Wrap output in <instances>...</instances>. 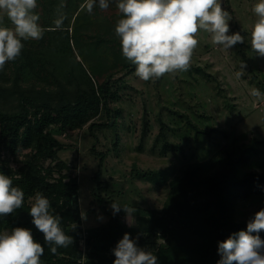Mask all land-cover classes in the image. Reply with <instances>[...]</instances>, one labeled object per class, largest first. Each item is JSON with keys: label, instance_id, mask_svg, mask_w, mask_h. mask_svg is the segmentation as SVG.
Wrapping results in <instances>:
<instances>
[{"label": "trees", "instance_id": "trees-1", "mask_svg": "<svg viewBox=\"0 0 264 264\" xmlns=\"http://www.w3.org/2000/svg\"><path fill=\"white\" fill-rule=\"evenodd\" d=\"M85 3L86 0H37L38 23H42L43 34L51 35L50 40L46 44L44 37L36 43L22 41L21 55L0 70V174L10 177L13 186L24 191L22 207L0 216V231L16 227L30 229L34 240L45 249L41 264H114L112 250L125 233L132 238L140 235L141 240L152 238L154 243L149 251L157 257L158 264H217L221 258L218 242L247 230V223L254 219L255 213L264 209V206L257 208L245 220L236 219L239 201L264 194V174L250 171L240 176L238 171L246 155L237 156L231 148L206 159L187 162L182 174L169 178L168 199L164 205L154 210L139 208L133 226L124 220L123 209L114 215L108 209V201L95 193L100 208L109 218L87 230L82 228L80 183L76 177L64 173L70 164L59 159V151L66 145L55 132L82 128L99 115L101 108H108L113 95V75L103 81L99 79L107 66V60L98 55L100 44L114 42L118 46L116 62H124L128 72L135 71V65L130 63V67L122 56L116 24L108 22L102 26L103 32L91 34L87 31L95 21L79 23ZM61 13L63 26L57 29L54 22ZM3 23L11 27L7 17ZM80 30L86 33L85 37H79L83 36L78 33ZM76 50L86 54L88 69L78 59ZM47 67L59 85L56 93L48 84L41 83ZM29 68H34L37 82L26 83ZM62 76L74 83L73 94L66 91ZM114 124L110 121L100 126ZM95 126V122L89 125L91 129ZM164 148L181 147L167 142ZM23 150L29 152L23 163L14 168L10 156ZM99 155L96 179L103 173L106 160L105 153ZM45 161H49L47 165ZM102 186L103 181L100 184L98 181V188ZM37 192L49 199L50 211L60 217L61 227L74 240L72 245L58 248L56 253L49 250L43 233L35 227L29 214L28 199ZM252 234L264 240V230ZM82 239L85 254L80 247Z\"/></svg>", "mask_w": 264, "mask_h": 264}, {"label": "rangeland", "instance_id": "rangeland-1", "mask_svg": "<svg viewBox=\"0 0 264 264\" xmlns=\"http://www.w3.org/2000/svg\"><path fill=\"white\" fill-rule=\"evenodd\" d=\"M258 2L220 0L232 16L229 34L239 32L245 37L244 43L224 50L212 44L210 34L199 31L196 34L198 46L189 69L158 79L141 80L134 70L127 71L124 62H116L118 46L114 42L100 44L98 55L107 60V66L99 79L103 81L113 75L109 106L101 108L99 115L82 128L68 130L66 137L58 136L66 145L59 151V159L70 164V169L64 173L76 177L80 183L83 229L95 227L109 218L100 208L95 193L108 201L111 212L113 202L133 207V226L139 208L154 210L164 205L168 199L169 178L182 174L187 162L206 159L226 149H234L237 156L246 155L238 171L240 176L250 171L264 174V57L253 52L250 44L256 20L253 6ZM120 18L122 14L112 0L107 10H101L98 4L91 13L83 9L79 23L95 21L87 32L96 34L103 32L102 26L108 22L115 25ZM78 33L83 34L80 38L86 36L83 30ZM46 34L42 36L45 44L51 36ZM76 54L88 69L90 63L86 54L78 50ZM130 63L128 61L129 66ZM242 63L246 67L238 77ZM33 69L29 68L26 73V83L37 82ZM44 70L41 83L48 84L56 93L58 83L49 73V67ZM61 79L66 91L73 94L74 83L66 81L64 76ZM257 90L258 96L253 94ZM110 121L114 126H100ZM91 122L96 123L94 129L89 127ZM167 142L181 148L167 150L164 148ZM28 152L23 150L10 156L11 166L18 168ZM99 153H105L106 160L103 173L96 179ZM98 181L99 184L103 181L104 186L98 188ZM34 196L28 199L30 206ZM261 206H264V194L241 200L237 203L235 217L245 220ZM123 218L126 221L125 213ZM140 237L130 238L139 248L149 251L153 239L141 240Z\"/></svg>", "mask_w": 264, "mask_h": 264}, {"label": "clouds", "instance_id": "clouds-1", "mask_svg": "<svg viewBox=\"0 0 264 264\" xmlns=\"http://www.w3.org/2000/svg\"><path fill=\"white\" fill-rule=\"evenodd\" d=\"M111 2L86 0L84 7L91 13L97 4L101 10H107ZM115 4L122 14L115 26L122 56L135 65V74L143 81L187 71L198 46L199 31L210 34L212 44L224 50L245 40L239 32L229 34L232 16L220 0H115ZM36 8L37 0H0V70L21 55L22 41L42 38L44 29L38 23ZM253 12L256 20L250 44L253 52L264 57V0L253 6ZM4 17L11 27L3 23ZM63 19L61 13L55 20L57 29L62 28ZM245 67L243 63L240 65L238 77ZM253 94L260 95L258 90ZM33 199L29 214L35 227L43 233L49 250L56 253L58 248L72 245L73 237L61 227L60 217L50 211L49 199L40 192ZM23 203L24 191L13 186L10 177L0 174V216L14 213ZM111 208L114 215L123 209L129 225L134 223L133 207L113 202ZM261 230H264V209L255 213L254 219L247 223V230L218 242L221 258L217 264H264V240L252 234ZM44 250L30 229L16 227L0 231V264H41ZM112 251L114 264H158L157 257L139 248L128 233Z\"/></svg>", "mask_w": 264, "mask_h": 264}, {"label": "built area", "instance_id": "built-area-1", "mask_svg": "<svg viewBox=\"0 0 264 264\" xmlns=\"http://www.w3.org/2000/svg\"><path fill=\"white\" fill-rule=\"evenodd\" d=\"M55 135L57 136V138H58L59 135H62V137H66V136L68 135V132H62V133H60V132H55ZM60 137H61V136H60ZM80 247H81L82 250H83V254H85V241H84V239H82V240L80 241Z\"/></svg>", "mask_w": 264, "mask_h": 264}]
</instances>
